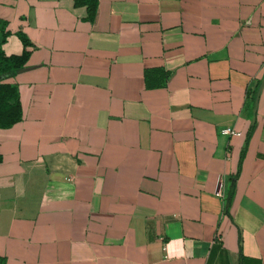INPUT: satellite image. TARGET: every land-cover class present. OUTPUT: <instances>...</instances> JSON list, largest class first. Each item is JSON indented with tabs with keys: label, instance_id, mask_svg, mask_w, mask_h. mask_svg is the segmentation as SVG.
I'll return each instance as SVG.
<instances>
[{
	"label": "crops",
	"instance_id": "1",
	"mask_svg": "<svg viewBox=\"0 0 264 264\" xmlns=\"http://www.w3.org/2000/svg\"><path fill=\"white\" fill-rule=\"evenodd\" d=\"M0 19L26 54L2 79L21 117L0 127V264H264V0H97L92 20L0 0Z\"/></svg>",
	"mask_w": 264,
	"mask_h": 264
},
{
	"label": "trees",
	"instance_id": "2",
	"mask_svg": "<svg viewBox=\"0 0 264 264\" xmlns=\"http://www.w3.org/2000/svg\"><path fill=\"white\" fill-rule=\"evenodd\" d=\"M73 3L76 4H82L85 5L86 8V18L88 20H92L97 0H73ZM6 22L4 20L0 19V44L4 39V36L6 34ZM17 36L21 40L23 44L28 43V40L26 36L20 32H16ZM25 51H23L21 54H5L3 50L0 47V127H7L11 125L12 123L16 122L21 117V110H20V103L18 99V90L15 83L2 81V79L15 72L18 68H20L24 62L25 59ZM146 71L144 72V75H146ZM259 80L255 83L250 96V108L254 110L255 104H256V98L259 88ZM252 127V123L248 125V128L245 133L244 137V144L240 148L237 162H236V168L235 170L230 173L229 175V183L228 187L225 192L224 200H223V209L226 210L228 203L230 201L234 180L236 178V175L239 170V165L241 158L243 156L244 147L247 141V138L249 136L250 130ZM239 259L241 258V254L239 252ZM241 264V263H239Z\"/></svg>",
	"mask_w": 264,
	"mask_h": 264
},
{
	"label": "built area",
	"instance_id": "3",
	"mask_svg": "<svg viewBox=\"0 0 264 264\" xmlns=\"http://www.w3.org/2000/svg\"><path fill=\"white\" fill-rule=\"evenodd\" d=\"M219 133L223 134V135H232V134H238V130H236L234 127H231V126H224V127H221L219 129ZM223 188V181L220 180L218 182V188H217V191L220 193L222 192L221 189Z\"/></svg>",
	"mask_w": 264,
	"mask_h": 264
}]
</instances>
